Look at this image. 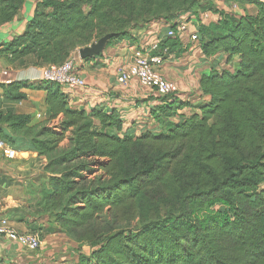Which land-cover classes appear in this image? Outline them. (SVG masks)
<instances>
[{"label": "trees", "instance_id": "1", "mask_svg": "<svg viewBox=\"0 0 264 264\" xmlns=\"http://www.w3.org/2000/svg\"><path fill=\"white\" fill-rule=\"evenodd\" d=\"M213 1L42 0L24 33L0 48L15 68L59 65L109 32L117 35L106 49L131 38L134 25L176 30L200 12L219 15L198 27L202 53L221 56L200 78L209 99L184 114L182 93L157 96L155 130L136 134L116 108H73L55 82L0 83V139L47 158L35 213L91 248L76 264H264V0H234L256 14ZM24 2L0 0V26ZM179 40L164 36L158 49ZM235 56V67L218 69ZM25 88L46 92L43 122L17 110ZM58 117L55 131L48 124Z\"/></svg>", "mask_w": 264, "mask_h": 264}, {"label": "crops", "instance_id": "2", "mask_svg": "<svg viewBox=\"0 0 264 264\" xmlns=\"http://www.w3.org/2000/svg\"><path fill=\"white\" fill-rule=\"evenodd\" d=\"M41 1L25 0L15 18L0 26V48L24 33ZM240 8L237 10L239 13H257V8L252 4H244ZM133 30L135 33H130L131 38L109 46L101 56L86 61L79 58L78 73L87 84L62 89L68 95L71 107L85 110L94 107L116 108L122 114L124 125L140 134L144 129H158L151 116V109L158 101L157 95L138 80L121 84L118 77L131 64L132 52L136 47L150 49L155 41L161 42L168 30L163 22L137 25ZM168 49L160 71L179 85L182 97L188 102L179 109V113L190 114L209 99L200 89V78L210 66H218L216 59L221 56L204 55L200 43L191 41L187 35L180 38L176 47ZM238 60L239 56H235V65ZM44 67L30 65L15 68L0 57V83H40L43 81ZM24 92L27 99L16 104L17 110L29 114L34 124L43 122L46 119V92L35 88H25ZM0 96H3L1 88ZM60 122L61 117H58L48 125L60 131ZM3 128L10 132L7 126ZM47 162L45 156L31 150H17L15 159L5 157L0 151V221L5 218L17 233L37 234L41 239L40 247L33 249L20 240L1 237L0 264H76L81 253L91 252L88 245L79 244L64 233L49 215L35 213L34 204L39 198L38 184L45 177Z\"/></svg>", "mask_w": 264, "mask_h": 264}, {"label": "built area", "instance_id": "3", "mask_svg": "<svg viewBox=\"0 0 264 264\" xmlns=\"http://www.w3.org/2000/svg\"><path fill=\"white\" fill-rule=\"evenodd\" d=\"M231 8L236 13L239 9L238 3L233 0ZM210 15V11L200 12L198 16H193L190 20L180 23L176 30L169 29L166 25V28H168L166 36H179L181 38L183 35H187L191 41L197 42L199 39L198 27L204 22H209ZM159 44V41H155L150 46V49L136 47L132 52L131 64L120 72L118 81L121 84H126L135 79L143 86L152 89L159 97L171 98L172 95L180 96L179 85L175 81L166 78L160 71L167 50H163V53L160 51L158 54H154L153 51L158 49ZM79 58L80 56L77 54V56H70L62 64L45 66L43 69V80L58 83L62 88L69 86L84 87L87 81L78 73L77 61ZM0 151L9 159L17 157V150L2 139H0ZM3 236L20 240L33 249H37L41 245L39 235L31 233L19 234L8 224V220L5 218L0 221V238Z\"/></svg>", "mask_w": 264, "mask_h": 264}, {"label": "rangeland", "instance_id": "4", "mask_svg": "<svg viewBox=\"0 0 264 264\" xmlns=\"http://www.w3.org/2000/svg\"><path fill=\"white\" fill-rule=\"evenodd\" d=\"M231 2H233V0H214L213 1L214 5L218 8L219 11H225V12H228V13H233L234 9L231 8ZM239 8H240V6H239ZM250 9L251 10H254V8H252V7ZM209 11H207V12H209ZM218 17H219V15L211 13L210 18L208 20L209 21H214ZM136 27H137V25H134V27L131 28V30H130V33L131 34L134 31L133 29L136 28ZM134 33H135V31H134ZM97 40L98 39H96L95 41H97ZM77 54L79 55L78 49L75 50L72 53V56L73 55L77 56ZM235 66H236L235 65V61H233L232 63L228 64V63H225L224 60H221V61H219V67H218V69L221 70V69H224V68L235 67ZM69 138H70V133L68 132V133H66L65 138L63 139V141L59 145V148L60 149H65V148H67L69 146ZM101 173H102L101 171L100 172H96L95 174L91 175L90 178H94L96 175H99Z\"/></svg>", "mask_w": 264, "mask_h": 264}, {"label": "water", "instance_id": "5", "mask_svg": "<svg viewBox=\"0 0 264 264\" xmlns=\"http://www.w3.org/2000/svg\"><path fill=\"white\" fill-rule=\"evenodd\" d=\"M117 33L109 32L99 38L97 41H94L88 46L82 47L78 50L79 56L81 59H89L96 57L99 54L103 53L110 42V40L115 37Z\"/></svg>", "mask_w": 264, "mask_h": 264}]
</instances>
